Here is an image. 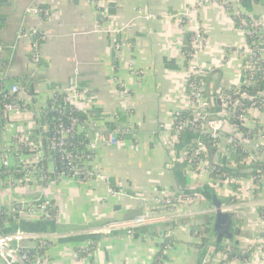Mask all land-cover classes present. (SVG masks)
I'll list each match as a JSON object with an SVG mask.
<instances>
[{"label": "crops", "instance_id": "crops-1", "mask_svg": "<svg viewBox=\"0 0 264 264\" xmlns=\"http://www.w3.org/2000/svg\"><path fill=\"white\" fill-rule=\"evenodd\" d=\"M200 1L0 0V60L5 64L7 84L27 86L36 98L32 109L38 116L31 112L27 121L15 124L20 133L29 128L32 140L44 136L49 127L39 117L42 109L56 92L75 87L85 93L78 110L87 117V130L82 127L80 132L88 137L90 127L105 135L112 127L123 131L119 145L105 143L98 150L95 167L105 181L82 184L52 175L53 182L45 186L12 187L6 181L20 176L10 177L0 166V204L40 195L54 199L58 209L55 223L24 221L20 228L39 235L67 236L52 243L49 255L55 264H153L163 243L161 264H203L202 252L208 253L207 264L222 262L214 232L203 239L194 232L197 225L214 224L216 212L210 199L185 208L169 223L143 227L132 234H91L110 222L141 214L151 198L189 194L196 189L195 173L185 163L183 151L177 150L173 159L168 149L180 112L193 116L187 96L191 67H185L182 53L187 34L200 26L206 38L193 65L206 74L207 97L244 87L245 21H260L261 40L256 42L260 48L259 42L264 44V0ZM32 8L47 9L51 16L29 14ZM187 11L183 23L178 22L176 17ZM27 31L48 37L37 65L32 61L30 40L19 38L20 32ZM211 111L223 113L222 103L215 101ZM246 116L250 131L264 128L263 105L249 108ZM14 133L6 131L0 110V156ZM232 133L231 123H227L225 137L218 144L206 145L209 164L246 174L252 165L245 163L247 158L264 165V148L260 150L262 145L254 138L245 139L242 145L249 155L245 167L229 166L235 151L228 143ZM196 138L186 136L185 147L193 145ZM47 167L53 172V163L48 161ZM203 183L234 221V237L223 245L230 243L242 252L252 250L250 259H260L264 255V184L256 176L212 178L209 173ZM165 233L171 236L164 238ZM199 239L202 247L197 244ZM86 248V256L75 261L74 252Z\"/></svg>", "mask_w": 264, "mask_h": 264}, {"label": "built area", "instance_id": "built-area-1", "mask_svg": "<svg viewBox=\"0 0 264 264\" xmlns=\"http://www.w3.org/2000/svg\"><path fill=\"white\" fill-rule=\"evenodd\" d=\"M103 1V0H92ZM211 0H201L200 4H207ZM29 14H42L44 17L49 18L51 12L47 9L29 10ZM189 12L179 14L176 19L178 22L183 23L187 18ZM145 18L150 19V16ZM252 29H260V21L253 20L250 24ZM249 37L254 35V30H246ZM256 35V33H255ZM19 38H27L31 42V57L34 64H39L41 56L40 50L45 41H47L46 33L39 31L20 32ZM206 45V38L204 37L203 30L200 26H196L191 37L192 49L187 54H183L184 61L188 60L190 69V76L188 79L187 96L191 104L190 108L193 116L180 118V114L187 112L181 111L173 124V129L168 140V149L173 154L177 151V145L180 143L181 136L186 131H191L196 135V140L191 149L183 150L184 159L187 161L188 168L195 173L197 181L196 189L189 194H166L163 197L151 198L146 201L144 211L141 214L129 220H116L110 222L98 230L91 232L93 235L112 236L118 231H126L132 234L134 231L157 224L169 223L173 219L180 217L184 213L185 208L192 207L195 204L205 201L207 198L198 189L204 188V178L208 172V154L206 145L203 142V137H207L213 144H218L224 137L226 132L227 118L234 115L240 109L241 114L238 115V120L241 125L247 127V110L249 108L264 106V99L261 101H253L250 98V106L246 107L241 104L236 97H241V92L234 95L226 93L220 94L217 97H207L205 72L203 68L193 65L196 58L201 54V51ZM3 48L0 47V54ZM243 64V78L245 87H255L258 79L257 75L264 78V52L261 50L256 42L248 45L244 52ZM263 63V65H262ZM58 96H62L60 104L55 102ZM85 93L82 89L75 87L71 91L65 93L56 92L51 100L53 103L45 105L42 109L40 118H45L49 111H56L59 114L57 123L55 124L54 135L50 138L42 136L39 139L32 140L33 132L27 128L20 133L15 124L25 122L32 115H37L33 112L31 100L36 99L34 95L19 85L7 84V71L5 64L0 60V110L2 119L5 122L7 132H15L12 137L7 138L4 148L1 152V163L3 172L10 177L13 174L20 177L16 180L6 181L10 186H45L52 183L50 181L52 175L57 180H72L77 183H90L93 180L105 181L106 177L95 167V159L98 150L102 144L117 146L119 145L120 137L123 134L122 130L113 129L105 135L99 128L90 127L88 131V143L84 149L75 148L76 145L72 139L80 133L82 127L86 125L76 115L73 114L72 108L78 109V105L84 100ZM247 97V96H245ZM50 100V101H51ZM221 101L222 112H212L211 105L215 101ZM32 112V115H31ZM34 113V114H33ZM189 113V112H188ZM36 116V118H37ZM34 117L31 118L33 120ZM30 120V121H31ZM23 126V124H21ZM49 127V125H47ZM233 133L228 136V143L232 149L237 145L242 144L245 140H240L237 133V127L231 124ZM249 129V128H248ZM262 147H264V128L257 129L255 135ZM52 152H57L63 161L64 167L58 169L55 166ZM14 160L11 165L10 159ZM54 164L53 172H50L47 167V162ZM252 164L254 158H247L245 163ZM256 178L264 184V175H258ZM2 181H0V185ZM7 217L11 222H6V228L3 229L0 225V262L1 264H55L49 255V250L53 241L59 238L67 237L64 234L54 235H39L24 231L20 225L24 221L30 222H45L55 223L58 217L57 205L53 198L49 196L40 195L36 198L21 199L7 205L0 204V218ZM4 230V231H3ZM165 237H170V233H165ZM197 241V240H196ZM201 245V240L197 241ZM166 247V244H165ZM225 250L220 252L222 255V262L228 264V252L231 251L232 245L226 244ZM165 249V248H164ZM200 250V249H199ZM88 248L77 250L74 252V260L78 261L83 257L82 253H87ZM249 251V250H248ZM245 251V252H248ZM202 252V251H201ZM243 252V253H245ZM252 254V253H251ZM248 256L244 259L234 258V262L242 264H252L258 261L264 264V255L260 259L256 256L254 259ZM261 260V261H260ZM203 264H207L208 253L202 252ZM162 263V259L160 264Z\"/></svg>", "mask_w": 264, "mask_h": 264}, {"label": "trees", "instance_id": "trees-1", "mask_svg": "<svg viewBox=\"0 0 264 264\" xmlns=\"http://www.w3.org/2000/svg\"><path fill=\"white\" fill-rule=\"evenodd\" d=\"M251 22L252 21L249 22V19H246V21H245L246 29L254 30V35L252 37L248 36V45L252 44L253 42H257L258 40H261L259 38L257 29H252V27H250ZM255 33H256V35H255ZM191 37H192L191 33L186 35V42H185V46H184L183 51H182L183 54H187L192 49ZM184 65H185V67L188 66V60L185 61ZM262 65H263V63H262ZM257 79H258V82H257L255 87H245L244 86V87H242L241 91L240 90L239 91L238 90H232V91L226 92V94L234 95L237 92H241V94H242L241 97L237 96L236 99L241 104H243L244 106L246 105V107L250 106V104H251L250 98H252L253 101H261L264 99V78L261 75H257ZM17 85L22 87V85H20V84H17ZM24 88L30 93V95H33L32 92L30 91V89L29 88L27 89V86ZM245 96H247V97H245ZM57 98H58V100L55 102V104L59 105L60 104L59 101L62 98V96H58ZM34 103H35V99H32L31 100V106H33ZM51 103H53V100L49 101L48 105ZM72 109H73L72 110L73 114L76 115L82 122L85 123L87 121V117L82 111H80L78 109H74V108H72ZM240 114H241L240 109H238L234 113V115L229 116L227 118V121L238 128L237 133L240 136V140H242V141L245 139L253 140L255 138L256 133H254V131H250V129L244 127V125H241L240 121L238 120V115H240ZM59 117L60 116H59L58 112H56V111H49L47 113L46 117L43 119V124L47 123L49 125V131L44 135L45 137L50 138L54 135V132H55L54 126L57 123V119ZM185 117H187L186 112L180 114L181 119H185ZM84 129L87 130V127H84ZM112 129H114V128L112 127ZM188 135L196 136L191 131L184 132L183 135L181 136L180 143L177 145V150L183 151L186 149H191L193 147L194 144L191 145L190 147H187V148L185 147L186 136H188ZM229 136H234V135H229ZM88 141L89 140L85 136L84 132L78 133L72 139V142L74 143V145H76L75 148H79V149H84V147H86ZM203 142L205 143V145H208V143L211 142V140L208 139L207 137H203ZM263 148L264 147L260 148V150H263ZM51 155L53 156L55 166L58 169L63 168L64 165H63V161L60 157V154L57 152H52ZM248 156L249 155H248L247 151L244 150L242 144L237 145L235 148V151L233 152V154L231 156V160L228 162V165L229 166L236 165L240 169V167L244 164V160ZM185 163L187 164L186 160H185ZM242 167H245V165H243ZM250 168H251V171L247 174L246 173H240L239 171L236 173H233L226 168H223L221 166H217V165L210 163L208 166V172L212 178H215V177H231V178H233V177H251V176L264 175V165L261 162H259V161L253 162L252 165L250 166ZM198 191H201L202 194L208 200L210 199V192H213L211 189H209L207 187H204L203 189H198ZM227 202H229V200H227ZM9 220L10 219H8L7 217H1L0 218V225L3 229L6 228V224H5L6 222H11ZM22 226H25V225L22 224ZM27 230H29L28 227H27ZM194 232H196L197 235L201 236L203 239V237H205L208 234L213 232V228H212L211 224H209V225H197V226H195ZM201 243H202V241H201ZM228 244H230V243H228ZM202 245L203 244L198 245V246L202 247ZM162 246H163V247H161L162 250L155 257L153 264H160V261L163 257L162 253H163V250L165 248V244L163 243ZM225 249L226 248L223 245V242L220 245H218L216 248V250L218 252H223ZM251 253H252V250L243 253L242 251H240L239 249H237L236 247H234L232 245L231 251L228 252V259L230 262L232 260H234V258L244 259V258H247L249 256V254H251ZM81 255L86 256V253H82ZM219 264H224V262H221Z\"/></svg>", "mask_w": 264, "mask_h": 264}, {"label": "water", "instance_id": "water-1", "mask_svg": "<svg viewBox=\"0 0 264 264\" xmlns=\"http://www.w3.org/2000/svg\"><path fill=\"white\" fill-rule=\"evenodd\" d=\"M261 1V0H256ZM260 48L264 49V44L259 42ZM165 63H169L167 59H164ZM173 63V62H171ZM221 104V101H219ZM210 202L215 208L216 216L215 221L212 226L213 232L217 237V244L220 245L226 239H233L234 237V221L232 215L225 211L223 203L218 199L217 195L213 192H210Z\"/></svg>", "mask_w": 264, "mask_h": 264}, {"label": "rangeland", "instance_id": "rangeland-1", "mask_svg": "<svg viewBox=\"0 0 264 264\" xmlns=\"http://www.w3.org/2000/svg\"><path fill=\"white\" fill-rule=\"evenodd\" d=\"M10 163H11V165L14 164V160L12 158L10 159ZM1 165H2V163H1V156H0V166Z\"/></svg>", "mask_w": 264, "mask_h": 264}]
</instances>
